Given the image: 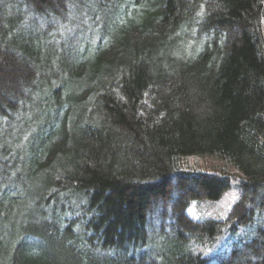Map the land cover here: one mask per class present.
Here are the masks:
<instances>
[{
	"label": "trees",
	"instance_id": "obj_1",
	"mask_svg": "<svg viewBox=\"0 0 264 264\" xmlns=\"http://www.w3.org/2000/svg\"><path fill=\"white\" fill-rule=\"evenodd\" d=\"M0 264H264V0H0Z\"/></svg>",
	"mask_w": 264,
	"mask_h": 264
},
{
	"label": "rangeland",
	"instance_id": "obj_2",
	"mask_svg": "<svg viewBox=\"0 0 264 264\" xmlns=\"http://www.w3.org/2000/svg\"><path fill=\"white\" fill-rule=\"evenodd\" d=\"M183 164L185 167H193L198 169H203L205 171H224L228 174L236 173L235 170L228 166L224 161L216 158V157H210V156H200V157H187L183 160ZM238 195V191L235 185H233L227 192L224 193V195L218 200L214 202H201L199 204H193L188 209V214L190 217L199 219L203 217H213L216 219H221L225 212H227V209L230 207V205L233 203L235 198ZM197 215H194V213ZM238 233H243L242 230H239ZM222 239V237H221ZM220 238H218L214 246H216V249L220 247L223 243ZM224 239V237H223ZM213 246V245H209ZM195 252H209L212 254L214 252V248L211 250H208L205 248V245L202 246H194Z\"/></svg>",
	"mask_w": 264,
	"mask_h": 264
}]
</instances>
